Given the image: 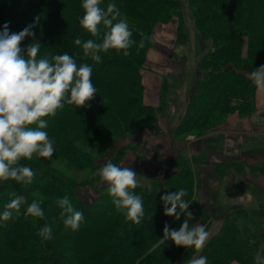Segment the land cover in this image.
Returning a JSON list of instances; mask_svg holds the SVG:
<instances>
[{
	"label": "trees",
	"instance_id": "1",
	"mask_svg": "<svg viewBox=\"0 0 264 264\" xmlns=\"http://www.w3.org/2000/svg\"><path fill=\"white\" fill-rule=\"evenodd\" d=\"M109 3L117 5L136 43L127 50L130 53L127 56L125 50L117 49L100 53L101 63L85 57L82 47L74 42L76 38L101 42L108 31L101 24L99 34L92 36L82 28L79 24L84 13L82 0H0V30L9 22L10 31L18 33L38 16L39 23L33 29L35 39L41 44L38 59L68 53L78 66L87 63L93 68L91 79L98 91L88 102L90 107L66 104L54 117L44 118L48 121L44 130L54 139L58 153L73 166L83 169L92 163L76 140L98 139L103 130H111L114 140L107 151L110 161L148 175L158 183L159 189L150 193L139 187L132 190L141 196L145 213L141 223L136 224L126 221L116 210L106 182L100 183V169L95 172L98 168H92L86 179L78 180L34 157L23 159L21 163L35 172L33 183L0 181V215L10 202V193L27 198L18 215L14 212L12 219L0 220V264H187L199 256H206L208 264H230L233 260L239 264H255L257 253L264 256V220L250 212L240 224L238 218L228 221V215L225 219L221 217L224 223L228 222L200 252L194 246L177 247L171 240L159 243L165 222L178 230L185 219L183 213L179 221L164 215L161 196L165 193L187 190L184 199L190 203L189 211L194 217L190 225L206 224L219 216L222 206L216 204L209 208L201 201H194L197 191L205 188L199 178V159L186 156L181 150L173 157L161 151L148 156V148L143 147L145 142L139 139L147 130L151 134L153 131L157 134V130L162 132L159 123L162 116L173 122L166 133L175 146L184 134L202 136L218 130L230 113L249 116L254 112L256 88L250 74L264 65V0H190L193 21L206 47L197 62V76L180 119L179 115L166 112L170 95H174L177 87L169 84L168 90L172 92H166L165 79L160 104L153 106L143 101L142 81V70L154 46L152 39L157 25L177 18L175 41L184 36L180 0H101V7L106 8ZM32 40L26 37L21 47L26 48ZM141 40L145 46L137 51ZM23 54L26 56V51ZM126 137L130 142L120 144L119 140ZM130 153L133 159L128 158ZM124 158L128 160L126 163L140 160V165H147V171L135 163L122 165ZM153 164L157 168H152ZM221 168L224 165H217L214 171ZM84 186H91L96 197L83 199L78 189ZM64 196L84 214L77 231L65 228L60 215L55 220V213L61 211L56 200ZM34 199L43 201L44 219L25 215ZM45 224L53 229V239L47 241L38 235ZM134 231L136 237L131 240Z\"/></svg>",
	"mask_w": 264,
	"mask_h": 264
},
{
	"label": "clouds",
	"instance_id": "2",
	"mask_svg": "<svg viewBox=\"0 0 264 264\" xmlns=\"http://www.w3.org/2000/svg\"><path fill=\"white\" fill-rule=\"evenodd\" d=\"M81 6L84 13L79 24L83 29L92 36L99 34L98 26L101 24L108 29L101 42L75 39V44L82 47L84 56L101 63L100 53H107L110 49L125 50L124 55H129L127 50L136 42L131 39L133 33L117 5L109 3L104 8L101 7V0H82ZM38 23L37 16L18 33L10 31L9 22H5L0 30V181L11 179L21 184L33 183L35 172L21 161L32 160L34 156L37 159H50L55 152V141L44 130L48 127V121L44 118L54 117L66 104L90 107L88 102L95 98L98 91L92 82L93 68L89 64L78 66L68 53L54 55L51 59L37 58L41 44L35 39L33 29ZM26 37H32L33 40L26 48H22L21 43ZM144 46L141 40L137 51ZM25 51L26 56L23 54ZM250 79L257 93H264V65L255 68ZM98 174L106 182L108 195L112 197L116 210L125 216L126 221L141 223L145 215L143 200L132 191L140 183L137 172L133 168L117 166L108 161ZM186 195L187 190L181 188L161 196L164 215L179 221L183 213L185 219L178 230L165 222L159 243L171 240L177 247L194 246L200 252L208 240L209 232L203 224L190 225L194 217L189 211L190 203L184 199ZM25 203V196L10 193V202L4 206L0 220L12 219L14 212L18 215L21 205ZM42 203L34 199L28 204L25 215L44 219ZM56 203L61 209L59 215L65 228L77 231L84 220L83 212L73 206L68 196L57 198ZM52 231V226L45 224L38 235L44 241L51 240ZM189 264H208V258L199 256L191 259ZM255 264H264V256L260 253L256 254Z\"/></svg>",
	"mask_w": 264,
	"mask_h": 264
},
{
	"label": "rangeland",
	"instance_id": "3",
	"mask_svg": "<svg viewBox=\"0 0 264 264\" xmlns=\"http://www.w3.org/2000/svg\"><path fill=\"white\" fill-rule=\"evenodd\" d=\"M180 3H181V9H182L181 13H182V25H183V35L184 36L181 39H178L177 41H175L176 40L175 39L176 29H177V24H178L177 18L173 19L172 22H167V23H162V24L157 25L154 31V36H153L154 38L152 39L154 40V46H153L154 51L150 53L151 57L155 59L151 58L150 60L149 59L146 60V68L154 67L156 70L160 69L162 71H168L167 72L168 74L164 76V78L167 81L165 82L166 92H172V90H168L169 84H172L177 87V89L174 90V95L173 94L170 95V99H171L170 103L172 102L174 104L173 106L175 107L178 106L180 110H182L183 103L182 105L179 104L180 96H183L182 98L184 102L186 100L188 101V97L190 95V92L195 82V78L197 76V73H196V67L198 64L197 62L200 59V57L203 55L204 53L203 48H205L206 45H204V42L200 39L199 33L193 21L190 0H180ZM144 70H142V73ZM104 99H105V102L107 103L108 99L106 97H104ZM107 104L109 105V102ZM184 105L186 108V102ZM255 110H256V92H255L254 112ZM167 111H168V108H166V112ZM233 113L239 114L238 112H233ZM253 113L249 116L247 115L241 116L240 114L239 116L241 118L250 117V116H253ZM167 114H170V113H167ZM180 116L178 117V119H180ZM261 117H264V112L262 113ZM164 123L165 122L163 121V124ZM223 125L224 126L222 127L228 126L227 119ZM150 131L151 130H147L146 132L141 134V137L139 139L140 142L142 141L147 142L146 144L144 143L143 147L148 148L149 150L147 153L148 156L154 155L156 151L160 152V150L158 148H155L152 143L153 141L156 142L159 139H162L158 135L163 134L162 127H161L162 132L157 130V134L154 133V131H153V134H151ZM111 133H112L111 130L105 129L102 131V133H100L101 135L99 136L98 139L84 137L81 140H76V144L79 147H81L83 151L86 152V154L88 153V156H90L89 158L90 162L92 163V165H87L83 169H79L78 167L73 166L71 162L63 158L60 155V153H58L55 147H54L55 149L54 155L50 159H46V158L37 159L35 156L34 158H36L37 160L46 162L47 164L61 170L63 173L67 174L68 176H71L78 180H84L89 176L92 168H98L95 171L97 172L99 169L102 168L101 166H103L105 161L108 162L111 160V158L107 157L108 156L107 151L112 147V142L114 140L113 138H111ZM209 135L210 133L203 134L202 136H195L193 134H184L182 135V138H178L179 141L176 142V146L179 148V150H181V152L184 155L186 156L194 155L195 158L199 159L200 163L202 164L207 163L208 161L202 160L201 157L193 153L192 150L194 149V151H199L200 148L205 147L207 139H208L207 136ZM189 137H191L192 139H189ZM119 141H120L119 142L120 144L128 143L130 142V138L128 137L122 138V140H119ZM136 143L137 141H135L134 144ZM130 144H133V142ZM248 144L251 145V147L252 146L260 147L259 145L260 143H257L254 140L252 142H249V140H246L245 138H243L242 145H244V148ZM138 146L140 147V145ZM152 147L154 149H152ZM232 150H234V148ZM253 151H255V153H260V152H256L257 150H252L250 153L252 154ZM129 152L130 151H128V153ZM166 152L167 151H165V153L164 152L162 153L167 156L168 153ZM167 157H170V156H167ZM128 158L133 159L134 155L130 153ZM127 161L128 160L124 158L122 161V165L131 166L135 163L141 166L140 169L142 170L145 169V167L147 166L143 164L140 165L139 164L140 160H137V161L131 160L128 163H126ZM202 164L198 165L200 167L199 168L200 171L206 167V166L205 167L201 166ZM152 168H157V165L153 164ZM212 169L215 170V167H213ZM224 169L222 168L219 169V172L223 173L222 171ZM160 170H164V169L160 168ZM145 171H147V169H145ZM137 178L140 182L138 187L139 189H141V191L150 193L154 189L156 190L159 189L158 183L156 181L154 182L153 179L150 178L148 175H145L143 173H137ZM206 179L207 180L204 182V186L207 183L209 184V181H208L209 179L208 178ZM100 183H104V182L101 181ZM240 185L244 187L246 186V184L244 183H240ZM215 187L216 185L212 183V185H210V189H209V186L208 188L205 187L206 192H205L204 187H202L201 192L199 191L198 193L197 191L196 193L197 198L194 201H198V202L201 201L204 205L208 206L209 208L211 207L214 208L216 204L220 206L221 203L219 202L218 192L215 191ZM229 189H230L229 185H227V187L226 185H223L221 191L222 190L228 191ZM78 193L83 199L89 198V197L92 198V196L93 198H95L97 195L96 193H94V189L91 186H84V187L79 188ZM142 195H144L143 192H142ZM256 201L257 200L248 201L246 204H244V206L232 205V206L222 207V209L219 210V216L211 218L206 224H204L205 226H207V231L209 232L208 240L211 239L214 234H218L220 229L225 227V224L228 221L233 220V218H238V221H237L238 224H240L241 222L244 223L245 222L243 220L244 215L248 212H250L252 216L255 215V217L261 216L263 217V220H264V202L262 201L261 203L257 204ZM255 205H258L259 207L257 209L253 208V206ZM257 211L259 213H256ZM226 216H227L226 219L228 221L224 223V219ZM221 217H224V219L221 220ZM58 218H59V212H56L55 220H57ZM262 227L264 228V226ZM135 231L131 234V237H130L131 240H133L136 237ZM208 240L206 241V243L208 242ZM230 264H239V262L237 260H233Z\"/></svg>",
	"mask_w": 264,
	"mask_h": 264
},
{
	"label": "crops",
	"instance_id": "4",
	"mask_svg": "<svg viewBox=\"0 0 264 264\" xmlns=\"http://www.w3.org/2000/svg\"><path fill=\"white\" fill-rule=\"evenodd\" d=\"M152 51H154V47L149 50L147 60L151 59L150 53ZM167 72L160 69L156 70L154 67H147L143 71V101L146 104L153 106L160 104L161 89L165 81L164 76L168 74ZM182 97L180 96L179 102L180 105L183 103L182 110L178 106H173L172 102L170 103L168 113H171L172 116L176 114L177 117V115L180 116L184 113L186 101L184 102ZM263 112L264 93L258 94L256 91V110L253 116L241 118L239 114L231 113L227 118L228 126L210 132V135L207 136L208 139L205 147L200 148L199 151L192 150L202 160L208 161L207 163H201V166H206L207 168L199 170V178L202 182H205L206 178L209 179V184L205 185L206 188L209 186L210 189L212 183L216 185L215 191L218 192L219 202L221 203L219 204L222 207L232 205L244 206L248 201L253 200H257V204L262 201L264 202V117H261ZM163 121L165 122L164 124ZM159 123L163 134L158 136L162 139L156 142L153 141L152 144L157 145L158 147H154L158 148L161 152L165 153L167 151V156L173 157L180 151L176 145L173 146L166 133L167 128L173 122L171 123L170 118L167 116H162L159 118ZM243 138L249 140V142L254 140L260 143V147H251L248 144L244 148V145H242ZM233 148L234 150H232ZM252 150H257L256 152L260 153L253 151L251 154ZM217 165H224L225 169L223 168V173L219 171L215 172L212 169ZM240 183H244L246 186H241ZM223 185H226V187L229 185L230 189L228 191H221ZM258 207V205L253 206L255 209ZM256 213L259 212L257 211Z\"/></svg>",
	"mask_w": 264,
	"mask_h": 264
}]
</instances>
